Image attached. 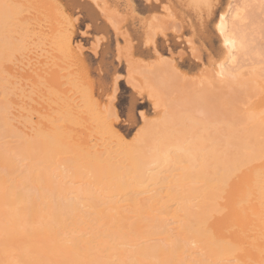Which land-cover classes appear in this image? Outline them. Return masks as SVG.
I'll use <instances>...</instances> for the list:
<instances>
[{"label": "bare ground", "instance_id": "bare-ground-1", "mask_svg": "<svg viewBox=\"0 0 264 264\" xmlns=\"http://www.w3.org/2000/svg\"><path fill=\"white\" fill-rule=\"evenodd\" d=\"M120 1L105 3L114 13L109 20L120 14ZM31 2L0 0V264H260L264 222L256 194L264 165V70L241 71L244 58L261 57L249 50L248 0H228L220 11L231 46L216 28L217 10L201 25L187 7L193 0H145L149 15L135 32L140 41L165 18L180 23L178 38L188 29L209 40L214 26L223 47L206 90L222 127L187 144L168 133L174 109L133 147L117 133L113 144L98 131L82 130L90 122L106 127L101 106L71 90V60L83 55L82 46H61L58 29L31 25L22 15ZM62 2L66 22L71 9L92 23L100 17L96 0ZM123 3L133 18L134 1ZM102 24L95 29L105 33L109 23ZM60 52L68 69L56 60ZM67 84L72 87L63 89ZM253 97H262L261 107L252 105ZM232 174L233 186L225 190L223 179Z\"/></svg>", "mask_w": 264, "mask_h": 264}, {"label": "rangeland", "instance_id": "rangeland-1", "mask_svg": "<svg viewBox=\"0 0 264 264\" xmlns=\"http://www.w3.org/2000/svg\"><path fill=\"white\" fill-rule=\"evenodd\" d=\"M108 1L114 4V0H96L97 5L95 6L99 11L100 17L98 18L99 22L97 20L93 23L86 15L84 16V13H80L78 9H73V12L71 9L69 14L70 18L68 17L69 20L66 22V16L62 14V5L65 7L66 5L62 0H32L31 3H28V6L22 14L31 25L38 24L46 32H50L51 29H58L60 31L58 33L61 38V46L67 42H71L76 51V46H82L83 55L80 57L76 56L72 59L71 69H69L72 71L71 77L74 75L72 77L73 87L71 85V90L72 92L75 90L81 98H89L93 104L98 103L103 109L105 103L104 98L111 94L109 91L111 82L115 80L116 76L122 77L118 84L119 91L117 98L113 102L114 112L119 116V119L115 122L109 121L103 111L102 120L103 125L106 126L104 127L105 129H101L96 122H94L95 124L90 122L83 123L84 125L81 127L84 129L82 130L85 132L90 130H92V132L98 131L106 141L108 140L113 144H117L118 139H115L116 136H113L112 132L118 133L119 136L123 137L126 146H138L142 143L143 137L147 135L150 130L155 127H162L164 122L171 118V112L174 109V112H172V115L174 114L172 119L175 120V123H173L172 128H169L168 133L181 136L182 141H185L187 144L192 142L195 139L194 137H199L200 135L202 137L211 134L214 128L220 130L222 125H218V123L214 121L211 94L208 95L209 92L206 90L208 87L207 80L209 72L212 70L213 66L215 67L218 61L217 54L223 47L214 26H209L210 41L208 39H203L197 32L190 33L191 31L189 32L188 29L185 30L186 32L183 36H179L178 38V35L181 34L180 23L171 18H165L160 21L161 23H155L153 27L146 31L145 39L144 41L142 40V42L137 38L138 35L135 32H137V28L140 27V21H143L149 15L145 0H133L134 11L137 14L133 15L131 19H129V15L126 14V6L123 0L120 1L122 4L119 8L123 10H118V12L120 11V14L117 15L118 17H113L117 20L113 19L112 21L109 20V17L114 15V13L110 11L112 9H105V3L107 5L110 4ZM218 2L219 1H217V4ZM227 2L228 0H221L219 2V7L215 10L219 12L223 10ZM248 2L249 7L247 6L246 8V15L248 14L247 19H249L246 20V25L244 24V26L248 29L245 28V31L249 34V39L252 38L249 42V50H251V47L253 51L258 49V51L261 52V57H259L260 59L252 58V56L247 57V59L244 58L246 60H244L246 63L245 66L247 65L246 68L241 70L244 74L253 67L264 70V8H262L264 0H248ZM236 3H239V0ZM177 13L180 14V10H176V15L178 16L179 14ZM121 15H123V18L126 17V19H123ZM178 18H181V15L180 17L178 16ZM128 19L131 21L128 22ZM106 22L109 23V30H107V32L105 31L104 33L95 29V25L101 26L103 25L102 23L105 24ZM131 22L133 24H131ZM133 28L135 29L133 30ZM157 29L160 31H157ZM149 37L152 39L151 44L146 43ZM99 39H101V41L97 43ZM155 48H157V50ZM156 51H159L162 56L173 58L178 72L174 71L170 64L159 62V59L157 60L154 55ZM57 56L56 60L61 62L60 65L68 69L69 66L66 65V55L60 52ZM66 69L64 71H66ZM129 77H131V82L128 79ZM158 82L161 86L160 88L157 86ZM133 84L146 89H154L160 98L159 109L155 108L154 102L148 99L147 91H145L144 97L137 103L136 106L138 108L146 113H151L149 115V124L141 134L137 143L131 142L132 137L136 135V132L132 131L135 124L134 118L132 122H128L124 114L128 102L131 101L136 94ZM66 86L68 89L71 88L69 84L64 87ZM64 87L63 89H67V87ZM205 91L207 92L206 94ZM191 96L196 98L195 103L192 102ZM257 97L259 98V96ZM261 99L256 101L254 97L253 100L251 98V103H254L252 105L255 106L256 104V106L258 105L261 107ZM259 102L261 103L260 105ZM251 103L249 104L251 105ZM244 108H246V106ZM52 119H55L54 116ZM69 131H71V129ZM92 132H89V134L91 133L93 135L94 132ZM129 132L132 133L131 136L128 135ZM111 136H113V138ZM203 147L210 149L211 142L205 140ZM263 167L264 165L260 166L259 172L264 171L262 170L264 169ZM243 184L245 185L246 183ZM242 190L243 188H241L242 193L245 192ZM259 195L256 194V196L260 198L261 193ZM241 204L239 205L241 206ZM261 209L260 206L258 210L259 216L261 215L260 217H262V212H264ZM248 215L250 214H247V216ZM253 231L258 232L260 230L259 228H255Z\"/></svg>", "mask_w": 264, "mask_h": 264}, {"label": "snow or ice", "instance_id": "snow-or-ice-1", "mask_svg": "<svg viewBox=\"0 0 264 264\" xmlns=\"http://www.w3.org/2000/svg\"><path fill=\"white\" fill-rule=\"evenodd\" d=\"M187 7L188 8H194L196 10L200 24L203 25L206 19L211 20L213 11L215 9H217L219 7V5L217 4V0H193V3L187 5ZM228 7H229V9H231L233 6L228 5ZM262 8H264V5H262ZM204 9L207 10V16H205V14H204ZM163 10L165 12H168V10H169V5L166 2L164 3ZM133 15H135V14L133 13ZM216 16H217V19L219 20V23L216 24V28L218 29L220 35L225 37L224 38L225 46L234 45L235 42L233 40L227 38L224 34L225 16L222 15L219 11L216 12ZM153 19H155V18H153ZM157 31H160V30L157 29ZM148 43L149 44L152 43L151 37H149ZM154 55L159 58V62L170 64L173 67V70L178 72V70L175 69V60L173 58H171L169 56H161L159 51H156L154 53ZM221 67H223V66L221 65ZM222 75H223V73L221 72V76ZM121 79H122V77L116 76L115 80L111 82V86L109 88V91L111 94L108 95L106 98H104L105 103H104L103 111L106 114L107 119L109 121H113V122H115L119 119V116L114 112L113 102L117 98V94L119 91L118 84H119V81ZM128 79L131 82V77H129ZM133 87L135 88L136 94L133 96V99L128 102V106H127L124 114L126 115L128 122H132L133 118H134L135 124H134L132 131L136 132V135L132 137L131 142L137 143L140 139L141 134L143 133V131L145 130V128L149 124V115L151 114L150 112L146 113L145 111L138 108L136 106L137 103H139V101L144 97L145 91H147L148 99L152 100L154 102L155 108L159 109L160 98H159L158 94L156 93V91L152 88L146 89L143 87H139L135 84H133ZM192 102L193 103L196 102L195 97L193 98ZM117 135H119V134L117 133ZM128 135L131 136L132 133L129 132ZM119 138L123 141L122 136H120ZM235 178H236L235 174L227 175L224 177L223 187L225 190H228L229 188H231L233 186V181ZM258 186H259V190L261 193V207H262V209H264V171H262L260 176H259ZM245 187L248 189V191L250 193L253 189V184L251 182H248L245 184ZM262 222H264V212H262ZM261 256L264 257V248L261 249ZM250 264H254V262H250ZM260 264H264V259L261 260Z\"/></svg>", "mask_w": 264, "mask_h": 264}]
</instances>
